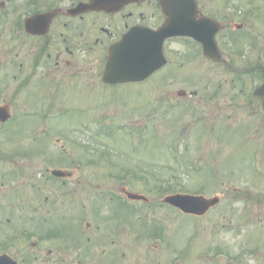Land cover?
Instances as JSON below:
<instances>
[{
    "label": "rangeland",
    "instance_id": "374dc122",
    "mask_svg": "<svg viewBox=\"0 0 264 264\" xmlns=\"http://www.w3.org/2000/svg\"><path fill=\"white\" fill-rule=\"evenodd\" d=\"M233 1L239 0L231 3ZM240 1L247 8L250 6L253 10L255 6L257 13H263L257 17V13L246 10L253 19L233 15L230 17L232 27L228 20L219 19L227 25L216 39L231 69L228 65L204 59L198 54V48L192 49L184 40L175 39L168 41L166 46L165 53L170 59L167 65L141 83L139 89L134 87L128 98L114 100L102 94L88 102L80 99L82 95L77 97L79 89L66 85L64 87L71 90L65 92L70 93L58 92L60 98L55 101L56 107L66 108L60 117L52 115L45 120L26 115L17 116L13 121V116L9 126L2 127V157L31 150L34 144L29 137L32 135L41 139L39 145L48 147L36 151L38 160H33L31 168H25L16 181L7 183L2 189L9 184H23L28 187V193L39 191V197L36 195L33 199L36 212L21 209L16 214L27 218L33 213L35 224H29L26 230H34V236L39 238L33 251H42L46 256L49 251L54 253L46 257V264H103L98 252L114 255L106 264H175L172 263L175 250L188 253V247L193 248L187 264H226L223 257L208 260L205 256L213 242L216 248L222 245L218 237L227 241L230 238L225 237L242 235V240L247 242L244 246L264 240V111L259 100L252 96L253 88L262 78L260 72H252L248 67L252 61L264 65V0ZM236 23L242 27L236 28ZM241 49L243 54L237 55ZM56 51L60 53L59 49ZM67 59L72 62L74 56H67ZM234 68L242 72L233 71ZM260 71L264 73L263 68ZM169 74H174L175 80ZM181 88L187 93L196 90L197 94L181 99L175 95ZM96 89L101 88L96 85L92 90H83L94 92ZM165 92H169L171 98L164 99ZM176 99L180 100L178 106L169 107L167 103ZM114 101L119 104L115 105ZM82 104H90L96 110L85 112ZM76 105L78 107H74ZM25 107L31 109L30 102ZM56 107L55 110L59 109ZM193 107L198 111H192ZM101 123L103 128L113 131L112 136L95 137L102 128ZM124 125H133L137 131L141 129L144 139L134 143L122 132ZM178 131L184 133L178 142L180 147L170 148L168 145ZM58 136L62 138L56 142L54 138ZM94 147H103L108 158L96 153L93 161H89V150L93 152ZM171 154L184 164L176 166ZM51 155L53 159L58 155V160H50ZM44 157L47 162L40 163ZM135 159L142 162L140 168L144 174L137 173L128 183L124 182ZM1 160V170L9 171L12 164ZM18 160L17 166L28 165ZM74 160L82 162L81 169L76 171ZM153 161L157 165L151 166ZM194 165L199 166L192 168ZM38 167H42L39 171L43 167L73 169L74 179L61 185L39 174L33 181L20 178L32 170L37 172ZM148 169L158 178L147 179ZM39 171L37 173H42ZM123 172L126 175L123 176ZM75 179L81 180V184L78 189L71 190L73 186L69 182ZM120 188L143 194L149 200L124 202L116 195ZM171 192H203L206 196L218 194L223 198L218 206L195 218L191 214L178 213L161 202L162 197ZM44 194L49 196L50 202L44 203ZM54 194H62L56 202L59 205L69 198L73 201L64 204L63 213L56 212L58 205L51 207L49 204L56 197ZM21 195L18 189L10 193L13 205ZM7 196L1 195L2 201ZM56 232L60 233L57 237L46 236ZM112 239L115 240L113 244ZM21 247L26 250V244ZM68 252L72 254L67 255ZM79 252L84 253L81 262L74 255ZM58 253L65 254V259L60 260Z\"/></svg>",
    "mask_w": 264,
    "mask_h": 264
},
{
    "label": "flooded vegetation",
    "instance_id": "af4514ba",
    "mask_svg": "<svg viewBox=\"0 0 264 264\" xmlns=\"http://www.w3.org/2000/svg\"><path fill=\"white\" fill-rule=\"evenodd\" d=\"M81 1L88 0H0V106L7 113L21 116L45 114L49 111L47 101L51 97L57 98V93L65 90L66 85L79 89L77 97H95L96 93L83 89L92 90L98 84L109 46L132 25L157 28L165 19L159 0H137L123 5L116 12L94 10L73 13L72 9ZM195 1L197 18L230 17L225 12L224 3ZM186 4L182 0L179 6H175L187 9ZM46 13H50L51 17L47 28L42 23L36 28V33L34 28L30 31L25 29L26 18ZM8 20L9 25L5 26ZM58 49L60 53L56 51ZM71 55L74 56L72 62L67 59ZM116 95L127 97L120 93ZM28 102L31 109L25 107ZM5 161L14 163L13 158ZM45 200L48 201L49 197H45ZM52 203L56 205V199ZM32 207V201L26 204L28 211H32ZM32 219L33 216L28 217V221ZM225 238L230 240L217 247V253H223L226 264H264V240L244 246L247 242L242 239L237 241L232 236ZM26 239L25 242L14 236L0 239V255L9 260L5 264H12L10 260L18 264H46V257L54 254L49 251L46 256L42 251H33L37 243L32 241V236ZM23 243L27 244L26 250H22ZM209 254L215 255L214 252ZM74 255L81 262L84 253ZM208 256L209 260H213L211 255ZM59 257L62 260L66 255L58 253Z\"/></svg>",
    "mask_w": 264,
    "mask_h": 264
},
{
    "label": "water",
    "instance_id": "95a60500",
    "mask_svg": "<svg viewBox=\"0 0 264 264\" xmlns=\"http://www.w3.org/2000/svg\"><path fill=\"white\" fill-rule=\"evenodd\" d=\"M174 22L172 18L169 16L167 22L156 32H151V36L157 39V42H152L149 45L136 44L135 49L132 50L134 53V57L128 58L126 53L128 50L123 48V45H120L116 50L119 52V57L114 64H120V66H127L130 69L126 70H143L146 74H149L159 66L164 63L161 53V46L165 38L185 34V32L176 31L173 27ZM218 30V26L215 25L211 32L208 35L202 36L195 34H188L193 36L194 38L200 40L204 46H206L205 52L207 55L212 56L214 58H218L220 53L216 47L214 42L215 32ZM140 36H146L144 33H140ZM131 47V46H130ZM151 55V56H150ZM127 61V62H126ZM126 62V64H124ZM111 63V62H110ZM108 65L112 68L113 64ZM134 68V69H131ZM255 94L261 96L264 106V82L257 89H255ZM170 203L179 206L185 211H193L197 213L204 212L209 205H212L217 202L216 198L206 199L202 196H190V195H180L175 194L171 195L166 199Z\"/></svg>",
    "mask_w": 264,
    "mask_h": 264
}]
</instances>
